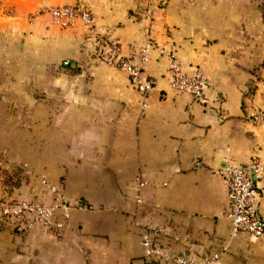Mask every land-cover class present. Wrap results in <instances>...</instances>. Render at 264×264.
Instances as JSON below:
<instances>
[{
  "label": "crops",
  "instance_id": "crops-1",
  "mask_svg": "<svg viewBox=\"0 0 264 264\" xmlns=\"http://www.w3.org/2000/svg\"><path fill=\"white\" fill-rule=\"evenodd\" d=\"M80 1L99 33L52 23L50 6ZM146 9V0H0V165L31 178L3 195L37 196L44 176L80 204L60 234L0 223V264H146L134 222L165 226L175 252L264 264V233L231 228L223 177L230 164L264 159V121L250 118L264 113V0H165L151 19ZM146 36L156 86L145 96L99 56L108 39L128 55ZM161 49L208 74L202 99L169 88Z\"/></svg>",
  "mask_w": 264,
  "mask_h": 264
},
{
  "label": "built area",
  "instance_id": "built-area-1",
  "mask_svg": "<svg viewBox=\"0 0 264 264\" xmlns=\"http://www.w3.org/2000/svg\"><path fill=\"white\" fill-rule=\"evenodd\" d=\"M146 18L151 19L153 11L158 9L165 0H146ZM51 21L63 28H76L81 26L91 34H97L101 28L96 27L90 7L86 3L74 5L50 6L47 9ZM154 43L146 36L143 45H137L128 55L123 52L122 44L116 39H108L107 47L99 56V62L112 68L122 70L128 76V82L133 88L145 96L156 86L155 78L148 75L147 63L150 60ZM160 52L167 59L169 73V88L175 93H188L193 97L202 99L210 77L204 71L189 73L174 53L161 49ZM261 73L264 76V58L261 62ZM250 118L260 123L264 121V113L252 110ZM201 161H196L200 167ZM227 202L229 205L228 220L234 233L245 231L254 238L264 233V221L257 204L258 181L264 182V159L251 158L247 166L228 165L223 173ZM42 189L37 196L16 198L11 195H0V223L11 226L13 230L42 229L43 231L60 234L68 225L71 212L79 203L68 201L57 185L40 176ZM146 183L141 182L140 187ZM140 201V198L137 197ZM3 209V220H2ZM141 246L146 264H216L220 254L202 255L193 254L188 250L175 252L170 249L171 233L165 226L150 224L140 225Z\"/></svg>",
  "mask_w": 264,
  "mask_h": 264
},
{
  "label": "rangeland",
  "instance_id": "rangeland-1",
  "mask_svg": "<svg viewBox=\"0 0 264 264\" xmlns=\"http://www.w3.org/2000/svg\"><path fill=\"white\" fill-rule=\"evenodd\" d=\"M10 56L12 57L13 55ZM3 66L0 63V77L3 76L4 70H6ZM30 179L31 178L29 177V174H26V170H24V168L21 166L8 167L2 165V173H1V165H0V190H2V186L4 190L5 187L14 186V184H16L15 186H19L22 184L29 183L31 181Z\"/></svg>",
  "mask_w": 264,
  "mask_h": 264
},
{
  "label": "trees",
  "instance_id": "trees-1",
  "mask_svg": "<svg viewBox=\"0 0 264 264\" xmlns=\"http://www.w3.org/2000/svg\"><path fill=\"white\" fill-rule=\"evenodd\" d=\"M15 185H16V184H14V186H12V188L17 187V186H15ZM16 198H23V197L18 196V197H16Z\"/></svg>",
  "mask_w": 264,
  "mask_h": 264
}]
</instances>
